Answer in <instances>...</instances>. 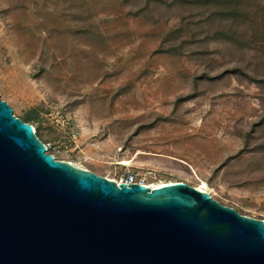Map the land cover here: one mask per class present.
<instances>
[{
  "label": "rangeland",
  "instance_id": "rangeland-1",
  "mask_svg": "<svg viewBox=\"0 0 264 264\" xmlns=\"http://www.w3.org/2000/svg\"><path fill=\"white\" fill-rule=\"evenodd\" d=\"M250 12L233 24L178 0H0V99L37 117L59 161L113 181L205 184L264 221V39Z\"/></svg>",
  "mask_w": 264,
  "mask_h": 264
},
{
  "label": "water",
  "instance_id": "water-1",
  "mask_svg": "<svg viewBox=\"0 0 264 264\" xmlns=\"http://www.w3.org/2000/svg\"><path fill=\"white\" fill-rule=\"evenodd\" d=\"M0 264H264V221L59 161L0 99Z\"/></svg>",
  "mask_w": 264,
  "mask_h": 264
},
{
  "label": "trees",
  "instance_id": "trees-1",
  "mask_svg": "<svg viewBox=\"0 0 264 264\" xmlns=\"http://www.w3.org/2000/svg\"><path fill=\"white\" fill-rule=\"evenodd\" d=\"M180 2L193 5L199 9H209L211 17L219 18V20L229 21L233 24L236 23H246L252 17L250 12L252 8H255L256 11L260 12L262 21H260L258 28H253L252 38L255 39L256 36L262 37L264 39V0H178ZM259 9V10H258ZM256 15V14H255ZM251 23V22H250ZM252 25V24H251ZM221 35L227 38L230 41H235V43L242 39L245 36L244 32H239L229 28V30L222 32ZM256 41V40H254ZM262 49H264V44H262ZM37 117L33 115L26 116L22 119L23 122L31 124V121L36 120ZM37 135V130L35 131ZM264 148V143L260 145Z\"/></svg>",
  "mask_w": 264,
  "mask_h": 264
},
{
  "label": "built area",
  "instance_id": "built-area-1",
  "mask_svg": "<svg viewBox=\"0 0 264 264\" xmlns=\"http://www.w3.org/2000/svg\"><path fill=\"white\" fill-rule=\"evenodd\" d=\"M117 184L125 183V184H133V183H138V184H143L145 185L142 181H135L132 176H127V177H121L117 181H115ZM147 186V185H146Z\"/></svg>",
  "mask_w": 264,
  "mask_h": 264
},
{
  "label": "bare ground",
  "instance_id": "bare-ground-1",
  "mask_svg": "<svg viewBox=\"0 0 264 264\" xmlns=\"http://www.w3.org/2000/svg\"><path fill=\"white\" fill-rule=\"evenodd\" d=\"M165 184H170V183H165ZM165 184H161L159 186H162V185H165ZM159 186H150V185H148L149 188H156V187H159ZM204 188H205V184H203L202 187L197 188V189L204 191L203 190Z\"/></svg>",
  "mask_w": 264,
  "mask_h": 264
}]
</instances>
